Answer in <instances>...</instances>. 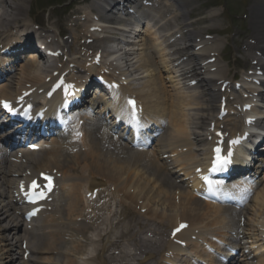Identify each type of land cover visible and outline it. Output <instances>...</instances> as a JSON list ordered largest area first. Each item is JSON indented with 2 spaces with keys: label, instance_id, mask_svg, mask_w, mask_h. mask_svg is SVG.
<instances>
[{
  "label": "bare ground",
  "instance_id": "bare-ground-1",
  "mask_svg": "<svg viewBox=\"0 0 264 264\" xmlns=\"http://www.w3.org/2000/svg\"><path fill=\"white\" fill-rule=\"evenodd\" d=\"M172 1L181 11L169 14L171 7L166 6L162 0L156 10L155 24L147 29L144 36L140 33L137 36L136 31H131L132 24L127 21V17L124 20H115L114 17L100 19V22L106 23L105 25L109 23L107 28H111L112 31L98 33V37L103 34V39L111 44V53L107 54V59L116 58L117 62L123 66L124 70L121 75L126 76V81H129V78L137 72L139 75H135L142 79L139 81L140 85L136 86L138 93L135 96L143 105L146 119L151 117L154 120V126L158 127L157 135L155 133L152 136L149 135L151 138L153 137V139L150 138L152 140L151 149L146 152L143 150L132 151L128 148V144L120 139L122 138L121 134V136L118 135L120 138L115 136V132H113L115 130L111 128L114 121L110 120L109 123H106L103 117L105 114H109L111 117V112L105 113L106 105L98 108L94 114L84 117L82 124H80V119L72 122L66 136H69V140L53 139L46 143V148L38 150L39 152H25L20 155L21 160L19 158L18 161H10L7 153L0 149V179H3V182L0 183V201L3 204L0 207V264H14L18 257L11 256V251L18 242L21 254L26 249L32 254L26 261H20L18 264H61L58 260L61 255L66 258L65 264H107V259L110 264H129L130 262L126 261L124 256H127L125 249L130 246V241L139 254L149 255L152 262L156 255L159 258L167 259L168 263L173 262L174 259L169 256L165 257V253L168 252L182 256L185 254L184 252L189 255L190 253L197 254L200 251L198 258H204L201 257L204 252L199 249L198 242L191 240L192 236L199 239L202 235L206 239L208 236L246 239L250 246L243 247L242 258L235 259L233 262L234 258H232L229 264H264V165L260 166L262 176L256 177L257 179H254L256 173L252 175L253 179L250 175L243 174L241 176H249L245 183L233 180L232 183L224 185H227L225 188L233 191L237 189V196L241 197L239 200H243L245 203L241 213L235 214L238 216L237 218L233 219L231 209L224 208L219 204L203 202L195 197V191L201 187L196 169L205 164L209 155L208 151L216 140L214 130H210V122L213 120L215 129L220 128V124H224L225 128L234 134L239 129V125L235 124L238 115L234 105H229L233 111L232 115L228 114L222 120H219V113L213 112L215 104L217 107L219 106V98L225 96L229 90L227 87L224 92H221V83L218 88L216 85L217 81L221 79L227 80V78L219 76L223 65L220 64L217 57L219 55L218 47L223 44L224 40L218 37L219 32L206 38L203 33L206 31V27H202V25L207 22L214 23L219 14L218 11L214 9L210 12V16L202 19L197 18L198 27L194 30L191 28L194 23L189 18L194 13L191 12L192 10L185 11L186 4L191 0ZM25 4L26 0H0V5L4 7L0 14V39L6 38V34L9 35L14 28L18 27L20 30V27H23L21 16L25 12L28 13ZM91 7H95V4L90 3L86 10L83 8L84 17H79L78 20L89 22L88 13L92 10ZM250 11L251 31L243 52L250 56L252 51L254 55L258 51L263 55L264 0H253ZM168 15L171 16L167 17ZM91 18L93 19L92 16ZM81 23L77 24L82 28L71 32L64 41L62 40L63 44L58 42L56 49H62L65 54L64 50L74 47L76 42H80L83 38L85 40L92 38L94 41V32L90 31V25L86 26L83 23L81 25ZM128 28L130 31H127ZM113 29H118L120 32L127 31L125 37L128 34L135 35L137 39H135V44L132 43L134 47L114 45L117 32ZM214 29L222 28L215 25ZM208 31L207 28L206 32ZM177 35L180 37H175ZM48 38L50 36H44L45 40ZM54 40L52 38L47 43L54 44ZM17 41H22L24 45L28 44L35 48L32 44L35 42L32 33L27 34L23 40L18 39ZM166 44L171 45L172 48H166ZM198 45L201 47L195 50ZM79 46L80 49L82 48L83 54L76 51L73 55L89 56L96 49L94 43H82ZM39 51L41 52V50ZM212 51H214L213 55L210 54ZM102 52L104 53L105 49ZM40 55V58L45 57L43 51ZM30 56L31 58L20 65L17 71H15L16 68H12L8 79L0 84V98L14 100L15 96L21 95L22 90L35 87L37 91L42 87L45 88L48 85L46 79H49L48 81L51 83L56 82L58 76L68 70L67 64L64 67L54 65L53 68L51 65H46L49 63V58H46L41 64H35L34 58L37 55L32 52ZM166 56L168 59L165 58ZM212 56L216 57L213 63L204 62ZM81 61H83L82 57L75 61L74 67L70 71L75 73L84 68ZM133 66L134 68L131 69ZM213 67L215 69L211 70ZM55 71H57L56 74H54ZM65 76L68 75L64 74ZM74 78L77 79L76 76ZM191 80H196V84L191 87L187 86ZM253 87L255 85L249 84V88H246L248 92H257V99L259 97L263 99L264 87H260V89H253ZM118 89L113 93V97L118 105H122L123 98L132 91L123 81L119 83ZM109 104L111 105V103ZM117 104L115 107H119ZM163 117L169 120L168 127L162 123ZM240 122L242 126V120ZM127 138L130 144L134 143L135 137L131 139L130 136H127ZM13 157H17V155H13ZM30 162L32 163L31 167L25 166V163ZM76 165L79 172H75ZM55 168L56 173L60 171L64 181L58 195L56 193L54 196V202L50 204L52 208L48 211L49 205H46L45 210L33 220L35 224H29L30 230L22 228L21 223H17V216L14 214L16 211L12 208L11 199L9 198L7 202L2 199L10 197L8 191L12 183L11 180L13 179L14 184L20 187V182L23 179L28 181L33 174L37 175L46 169L51 172ZM78 180L84 183L82 184ZM104 182H108L112 186L110 192H99V199L91 206L90 204L82 206V193L85 194L95 187H100ZM2 185H4V189ZM249 189L255 190L254 195L251 199H245L244 195ZM99 191L102 189L100 188ZM103 196L112 197L114 201L119 200L124 207V209L121 208L122 214L119 213L120 219L117 222L119 225L116 229L114 228L115 230L111 227L110 230H106L108 223L105 218L98 222L101 220L102 214L109 213V204L101 203L100 199ZM247 200L250 201L247 202ZM153 204L162 208L163 211L167 209L170 214L172 213L169 218L170 228L178 225L182 221V217L184 219L187 216L191 217L187 219L191 224L177 235V238L186 242V245L193 242L190 246V253L187 248H181L174 244L170 237L163 241H150L145 236L147 232L155 236L157 234L155 226L139 222L140 216L135 211L136 209L132 208H145L147 216H150L149 221L156 222L165 214L154 208ZM241 216H246V221L242 224L246 226L244 230L240 224ZM38 217L39 219H37ZM123 220L127 223H124ZM230 223L234 224L230 226ZM88 226L92 227V236L95 241L98 242L100 239L97 244L91 235L85 237L84 245H81L79 241L72 240L73 237H80L82 233L86 232ZM258 228L262 230L259 229V234L257 233ZM133 229H135V235L131 234ZM202 229L207 232H203ZM6 231H10L12 236L9 237V232L5 233ZM126 234L128 236L131 234L130 238L108 240L109 244L104 242L105 236L121 238L127 237ZM23 241L27 242L25 250L21 249ZM69 241L73 242V245L63 251L64 244ZM88 243L98 245L99 253L103 251L106 253V257L99 253L91 258L82 256L87 253L85 247ZM246 248L250 249V253L245 250ZM204 259L209 261V264H214L210 262L209 256ZM122 260L124 263L121 262Z\"/></svg>",
  "mask_w": 264,
  "mask_h": 264
},
{
  "label": "rangeland",
  "instance_id": "rangeland-1",
  "mask_svg": "<svg viewBox=\"0 0 264 264\" xmlns=\"http://www.w3.org/2000/svg\"><path fill=\"white\" fill-rule=\"evenodd\" d=\"M28 1H30L29 3H27ZM53 0H27L26 4H25V8L27 9L28 13H24V15H22V18H26L27 20H31L34 18V20L41 24L43 27H46L47 29L51 30V26L53 29L57 30V29H61L62 27L65 28V30H62V33H65L66 35H68L69 31H70V23H68L67 18L69 17H74L76 13H81V10H78L76 8L78 7H83L84 5H80V6H73L72 9L77 10L74 11V13L71 14V10H69V8L71 7V5H73L72 3H74L75 1H81V0H73V2H70L71 4L68 5H64L61 7H52L50 6L49 3H51ZM248 4H252V0H199L197 4L194 5H188L187 9H190L191 7H196V9H194L195 15L194 16V25H193V29L196 30L198 27V23H196V19L199 17L202 18H206V16L208 15V12H204V8L206 9H213V8H217L220 9L219 12L220 14L218 16H216V20L213 22H207L206 24H203L202 27H206V31L207 28L209 29V32H219L222 36H224L226 39H228V42L225 43L226 47H224L222 49V47L220 48V50L222 49V56L223 58L227 61L228 64V69L223 68L221 71L222 73L224 72L226 74V76H231L233 75L236 70L237 72H239L240 68H244L245 65L247 64V61L244 60L245 57H243L244 55L242 54V52L240 54H236L239 59L237 61H235L233 58V53L234 50H238L239 49V44L241 43V41H243V38L240 37V34H245V33H249L250 31V19L249 17L244 18V16H241L239 18H236V14L237 15H243L246 14L247 15V7ZM69 10V11H68ZM210 10H209V14H210ZM204 12V13H203ZM201 18V19H202ZM56 20L54 23L53 21ZM82 25V24H81ZM218 26L222 29L216 30L214 29V26ZM50 26V27H49ZM82 28V26L77 25L76 29H80ZM214 29V30H213ZM237 33L235 36H233V38L230 39V34L231 33ZM239 33V35H238ZM224 44V46H225ZM237 59V58H236ZM134 62V61H133ZM135 63V62H134ZM136 66V64H134ZM134 68L131 67V69ZM225 69V70H224ZM226 71V72H225ZM138 74L139 73H135ZM133 75V78L135 79L133 88H136V86H139V81H142V79L138 78V75ZM144 79V78H143ZM137 89V88H136ZM138 91V90H137ZM107 189V188H106ZM108 191V190H107ZM111 201L110 197H103L101 198V202H107V201ZM105 216V214L101 215V220H98V222L102 221V218ZM118 220L117 218L112 217V222ZM125 221V220H123ZM108 225L106 226V230H110V227L115 230L116 227H118L117 224H112L108 222ZM164 225H166V222H163ZM115 228V229H114ZM92 230V228H90ZM166 229V228H164ZM75 234H77L76 232H73ZM104 237V236H103ZM116 237H106L105 236V240L104 242L106 244H109L108 240L113 241V239ZM118 239V238H117ZM73 240V238H72ZM71 245H73V242H66L63 246L64 250H67V248H69ZM87 246V245H86ZM13 250H15V255H17L16 251L19 249H16L13 246ZM126 250L129 252L131 249H129L128 247H126ZM131 252H133L131 250ZM14 253V251L12 252ZM59 261L63 264H65L66 262V258H64L63 256L59 258ZM19 259L16 260L15 264H18ZM149 261L146 259L144 260V264H147Z\"/></svg>",
  "mask_w": 264,
  "mask_h": 264
},
{
  "label": "snow or ice",
  "instance_id": "snow-or-ice-1",
  "mask_svg": "<svg viewBox=\"0 0 264 264\" xmlns=\"http://www.w3.org/2000/svg\"><path fill=\"white\" fill-rule=\"evenodd\" d=\"M71 88H72V85H68L67 86V88H66V94L67 95H70V92L68 91V89H71ZM127 103H128V105H130L132 107L133 115H135V101L130 98V99H128ZM5 106L7 107L8 105L5 104ZM215 151H216V158L213 161V167L211 169V171H213V172L218 171L223 165H226L227 163L230 162L228 157L222 156L220 154V152H221L220 148H216ZM46 179L49 180L48 187H49V190H50V188H51V178L50 177H46ZM205 179H207V178H205ZM36 187H38V186L36 185L35 182H33V188L35 189ZM43 195H44V193L41 192L37 198H42ZM181 227H183V225ZM176 231H179V229H177Z\"/></svg>",
  "mask_w": 264,
  "mask_h": 264
}]
</instances>
